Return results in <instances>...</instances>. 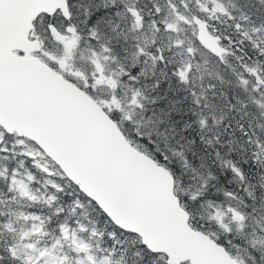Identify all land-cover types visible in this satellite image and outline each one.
<instances>
[{
	"label": "snow or ice",
	"instance_id": "obj_1",
	"mask_svg": "<svg viewBox=\"0 0 264 264\" xmlns=\"http://www.w3.org/2000/svg\"><path fill=\"white\" fill-rule=\"evenodd\" d=\"M0 264H264V0H0Z\"/></svg>",
	"mask_w": 264,
	"mask_h": 264
}]
</instances>
